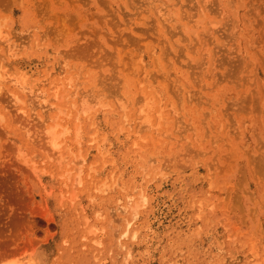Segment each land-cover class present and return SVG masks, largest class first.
Returning <instances> with one entry per match:
<instances>
[{
  "label": "rangeland",
  "instance_id": "1",
  "mask_svg": "<svg viewBox=\"0 0 264 264\" xmlns=\"http://www.w3.org/2000/svg\"><path fill=\"white\" fill-rule=\"evenodd\" d=\"M0 74L60 96L57 121L79 128L48 160L1 88L0 264H264V0H0Z\"/></svg>",
  "mask_w": 264,
  "mask_h": 264
},
{
  "label": "bare ground",
  "instance_id": "2",
  "mask_svg": "<svg viewBox=\"0 0 264 264\" xmlns=\"http://www.w3.org/2000/svg\"><path fill=\"white\" fill-rule=\"evenodd\" d=\"M176 4H178V2ZM202 5L200 6V8L202 7ZM203 6L205 8L202 7V9H206L207 8L205 5H203ZM165 9H166V6H163V7L161 6L160 8H158V12L160 13V19L162 20V22H167V19H168L167 16H166ZM206 12H207V10H206ZM176 18H178V16ZM9 41L10 40L7 39V40H4L3 43L1 42V45H5L6 46V51L5 52H12L10 48L13 45H11L9 43ZM4 49L5 48H3V50ZM10 56H12V54ZM81 85H78V86L81 87ZM74 86H73V88H74ZM2 87H5L7 94H9L10 97H11V101L13 102V106L16 108L17 111L27 115V117H30L29 116V112H33L34 117L36 118L37 121H39L38 123L40 124V127H41L39 129H42V130H40L41 132H39V133H42V141L44 142L41 147H43V150L47 153L46 156H47L48 160H52V162L55 161V160L56 161L57 160H59V161L64 160V158H65V145L64 144H65V141L66 142L68 141V138L65 139V136L69 134V131L72 130V128L70 129L69 124H67L65 122L62 123V121H60V122L57 121V116L61 115L62 113H64L63 109H65V105H67V103H65V104H63L61 106L58 105L57 102L61 99L60 96L54 95L53 97L50 98V97H47V95H45V93L42 90H41L42 92L40 94H37V93L33 94L32 90L27 86V83L25 82V80L19 74L10 75V76H8V78H5L3 75L0 74V91H1ZM30 94H33V95L30 96ZM81 94H83V93L81 92ZM81 94L79 95V91H78L77 87H75V89H72L71 91H69L68 94H66L67 98L69 99L67 101H69V104L72 107H75L76 104H78L77 107H80V105L82 106L79 110L76 109L78 115H80V116L82 114L83 115L87 114V107H86L87 105L85 106L86 103H82V104L80 103V105H79V102L84 97V95L82 96ZM188 95H190V94L187 91L186 92V96H188ZM127 108L128 107H126L124 105H119L118 109H117L118 111L115 112L120 120L123 119V123L124 124L127 123L129 125H133L134 123H136L135 127H137V126H139L141 124H149L150 123L151 117L146 115L145 111H142L140 109V112H138L139 115L132 116L131 114L126 112ZM131 108H133V107H131ZM51 112H52V114H50V115L48 114V116H46V113H51ZM67 115H69V112L67 113ZM159 118H160V115H159ZM75 119H76V117H75ZM75 119L73 121H75ZM164 119L165 120H164L163 124L168 127L170 125V120H168L167 116ZM72 131H73V135H75V136L79 135V128H75ZM26 134H28V133H26ZM26 134H24V135L27 137ZM35 134H37V133H35ZM156 135L158 136V134H156ZM92 136H95V134H92L90 136V140L89 141L90 142H95L96 139H95V137H92ZM29 137H32V135L29 136ZM29 137H27V139ZM168 139H169V137H168ZM30 140L32 141L31 138H30ZM30 140H28V141H30ZM18 141L21 142V143H24V141L22 140L21 137L18 139ZM32 142H34V139H33ZM167 143H169V142L167 141ZM24 144H28V142H25ZM70 154H72V153H70ZM79 160H80L79 157H76V158H73L72 160H70V163L73 164L72 166H70V168H71L70 171H76V170L78 171L77 167L80 164ZM81 160H82L81 162L84 161V159H81ZM60 163H62V162H60ZM65 178L67 179L68 177L65 176ZM74 178H75L73 180L74 181V185L81 183L80 179L78 180V179H76V177H74ZM66 179H65V181H66ZM72 191H73V188H72ZM70 195H71V193H70ZM69 198H70V196H69ZM71 198H72V196H71ZM137 207H139L138 204L137 205H131L130 204V200H129V202L127 204L123 205L120 208V211H117V216H119V215L122 216V219L124 221V225H123V227H122V229L120 231V234H119V236L117 238V245L122 250L124 248H127V246L130 243L129 241H126V239L135 238L136 235H137V233L133 229V222L135 221L136 216H137V212H136ZM24 249H26V248H23V251H24ZM26 251H28V250H26ZM31 252H30V255H31ZM20 253L21 252L19 251L18 254H20ZM15 254H17V252ZM13 255H14V253H13ZM10 256H12V255H10ZM129 256H130V251H127V253H126L125 257H124L123 264H127ZM15 257L17 258L16 255H15ZM6 258H9V257H6ZM16 258H13V259H16ZM7 260L8 259L4 260V262L7 261ZM1 262H3V261H1ZM7 264H37V262H36V260H34L33 258L30 257V258H28L26 260H23L21 262L20 261L19 262H14L13 261V262L7 263Z\"/></svg>",
  "mask_w": 264,
  "mask_h": 264
}]
</instances>
